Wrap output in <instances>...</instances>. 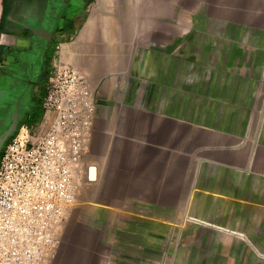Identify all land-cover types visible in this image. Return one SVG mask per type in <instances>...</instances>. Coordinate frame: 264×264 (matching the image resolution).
I'll return each instance as SVG.
<instances>
[{
    "label": "crops",
    "instance_id": "0c3cea01",
    "mask_svg": "<svg viewBox=\"0 0 264 264\" xmlns=\"http://www.w3.org/2000/svg\"><path fill=\"white\" fill-rule=\"evenodd\" d=\"M20 7L0 0L1 38ZM80 13L51 70L62 59L98 91L72 214L75 231L107 236L73 264H162L164 249L165 264H264V0Z\"/></svg>",
    "mask_w": 264,
    "mask_h": 264
},
{
    "label": "built area",
    "instance_id": "2783aa9c",
    "mask_svg": "<svg viewBox=\"0 0 264 264\" xmlns=\"http://www.w3.org/2000/svg\"><path fill=\"white\" fill-rule=\"evenodd\" d=\"M45 91L41 121L22 125L0 156V264H51L78 203L98 91L62 59Z\"/></svg>",
    "mask_w": 264,
    "mask_h": 264
},
{
    "label": "flooded vegetation",
    "instance_id": "af4514ba",
    "mask_svg": "<svg viewBox=\"0 0 264 264\" xmlns=\"http://www.w3.org/2000/svg\"><path fill=\"white\" fill-rule=\"evenodd\" d=\"M19 1L15 29L7 37L0 35V129L16 118L13 136L41 115L61 33L73 28L83 4V0Z\"/></svg>",
    "mask_w": 264,
    "mask_h": 264
},
{
    "label": "rangeland",
    "instance_id": "374dc122",
    "mask_svg": "<svg viewBox=\"0 0 264 264\" xmlns=\"http://www.w3.org/2000/svg\"><path fill=\"white\" fill-rule=\"evenodd\" d=\"M32 125H35V124H29L28 126H32ZM94 177H95V173L93 174V172L91 171V178H94ZM85 182H86L85 174H84V169H83V172L80 177V182H79V188H80L79 193L81 191V185H83ZM106 236H107L106 234H101V233L91 234L90 232L89 233L86 232V230L83 232V229H79L78 231H75L73 228V214H72L67 223L63 241L57 251L56 256L52 260L51 264H56V261L58 258L62 260L61 263L66 262L69 264H73V259L77 256L82 257V258L91 257L92 256L90 254L91 247H93L95 250L96 243L106 238ZM172 240L174 239H173V236H171L170 234L162 235L163 242H169ZM162 256H163L162 264H165V258L168 259L167 256H169L168 249L162 250ZM93 257H95V255Z\"/></svg>",
    "mask_w": 264,
    "mask_h": 264
},
{
    "label": "water",
    "instance_id": "95a60500",
    "mask_svg": "<svg viewBox=\"0 0 264 264\" xmlns=\"http://www.w3.org/2000/svg\"><path fill=\"white\" fill-rule=\"evenodd\" d=\"M36 35L40 36L38 33H36ZM17 122V119L14 118L10 125L0 129V154L3 151L6 142L13 136L14 132L16 131Z\"/></svg>",
    "mask_w": 264,
    "mask_h": 264
},
{
    "label": "trees",
    "instance_id": "16d2710c",
    "mask_svg": "<svg viewBox=\"0 0 264 264\" xmlns=\"http://www.w3.org/2000/svg\"><path fill=\"white\" fill-rule=\"evenodd\" d=\"M41 117H42V113H41V115L38 117V119L36 120V122H35V123H33V124H36V123H38V122L40 121ZM1 154H2V153H1ZM1 154H0V156H1Z\"/></svg>",
    "mask_w": 264,
    "mask_h": 264
}]
</instances>
